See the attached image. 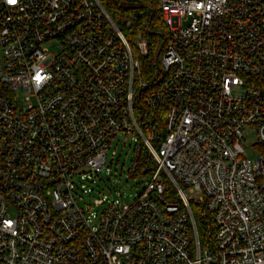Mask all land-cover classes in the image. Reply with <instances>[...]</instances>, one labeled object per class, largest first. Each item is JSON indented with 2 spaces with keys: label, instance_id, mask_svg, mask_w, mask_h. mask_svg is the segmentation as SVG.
Masks as SVG:
<instances>
[{
  "label": "built area",
  "instance_id": "1",
  "mask_svg": "<svg viewBox=\"0 0 264 264\" xmlns=\"http://www.w3.org/2000/svg\"><path fill=\"white\" fill-rule=\"evenodd\" d=\"M155 1L167 39L148 81L100 0H0V264H264V0ZM118 138L131 177L142 152L157 169L92 217L74 178ZM193 203L216 227L205 248Z\"/></svg>",
  "mask_w": 264,
  "mask_h": 264
},
{
  "label": "trees",
  "instance_id": "2",
  "mask_svg": "<svg viewBox=\"0 0 264 264\" xmlns=\"http://www.w3.org/2000/svg\"><path fill=\"white\" fill-rule=\"evenodd\" d=\"M111 19L128 40V43L141 66V77L144 80H155L160 74L161 58L167 39V29L162 20L161 10L155 0H100ZM147 41V52L142 53L137 47L138 36ZM149 118L157 122L155 132V146L165 136L162 128V115L152 114ZM139 174L145 177L153 174L157 163L146 152L139 158ZM192 212L196 223L197 237L202 248L208 246L214 238L215 224L212 215L203 205L192 204Z\"/></svg>",
  "mask_w": 264,
  "mask_h": 264
},
{
  "label": "rangeland",
  "instance_id": "3",
  "mask_svg": "<svg viewBox=\"0 0 264 264\" xmlns=\"http://www.w3.org/2000/svg\"><path fill=\"white\" fill-rule=\"evenodd\" d=\"M125 3L126 0H120ZM57 43H48L47 46L54 53L57 52ZM26 94L24 93V97ZM256 138H247V155L255 159L259 151L251 147ZM131 144V139H116L111 150L108 152L106 169L99 175L87 173L74 178L73 191L77 197L78 205L89 215L100 217L102 211L112 202L116 204H129L145 188L147 177L137 174L131 177V169L135 160V144ZM116 153L113 155V153ZM103 200V203L99 201ZM99 202V203H98Z\"/></svg>",
  "mask_w": 264,
  "mask_h": 264
},
{
  "label": "snow or ice",
  "instance_id": "4",
  "mask_svg": "<svg viewBox=\"0 0 264 264\" xmlns=\"http://www.w3.org/2000/svg\"><path fill=\"white\" fill-rule=\"evenodd\" d=\"M9 3L15 4L16 0H9Z\"/></svg>",
  "mask_w": 264,
  "mask_h": 264
}]
</instances>
